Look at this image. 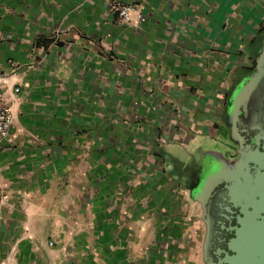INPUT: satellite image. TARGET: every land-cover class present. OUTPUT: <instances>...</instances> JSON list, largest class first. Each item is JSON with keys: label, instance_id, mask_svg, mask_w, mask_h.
Returning a JSON list of instances; mask_svg holds the SVG:
<instances>
[{"label": "crops", "instance_id": "obj_1", "mask_svg": "<svg viewBox=\"0 0 264 264\" xmlns=\"http://www.w3.org/2000/svg\"><path fill=\"white\" fill-rule=\"evenodd\" d=\"M108 1L0 0V264H203L188 183L229 149L264 0H114L136 29Z\"/></svg>", "mask_w": 264, "mask_h": 264}, {"label": "flooded vegetation", "instance_id": "obj_2", "mask_svg": "<svg viewBox=\"0 0 264 264\" xmlns=\"http://www.w3.org/2000/svg\"><path fill=\"white\" fill-rule=\"evenodd\" d=\"M240 83L243 86L248 83L253 86L239 102L237 109L234 112L227 111L226 114L229 149L224 153V165L229 168L232 176L241 174L245 170L249 174L253 172L251 163L247 167L237 166L240 161L251 159L248 152L264 153V61L258 72L255 69V62L250 66L236 84L235 91ZM232 126L236 128L235 133L230 132ZM215 168L212 163L210 166H204L199 170V174L189 181V183L191 182L190 186L188 185L191 197L204 177L212 175ZM196 204L197 220L200 225L199 233L196 236L200 239V253L202 254V248L205 247L207 255L214 260L217 249H224V242L232 237L231 232L227 229L235 225L238 209L228 202L226 191L222 185L215 188L210 198L201 203L196 202Z\"/></svg>", "mask_w": 264, "mask_h": 264}, {"label": "water", "instance_id": "obj_3", "mask_svg": "<svg viewBox=\"0 0 264 264\" xmlns=\"http://www.w3.org/2000/svg\"><path fill=\"white\" fill-rule=\"evenodd\" d=\"M263 59L264 42L255 61L257 72L260 71ZM252 86L249 83L244 86L239 84L237 91L234 90L231 95L229 112L237 109ZM230 132L235 133L236 128L232 126ZM248 155H251V159L240 161L237 166L247 167L251 163L253 172L249 174L245 170L236 176H232L229 168L217 161L218 157L214 158L215 171L204 177L192 195L195 202L201 203L211 197L215 188L222 185L228 202L238 209L235 225L227 229L232 237L224 242V249H217L216 258L213 260L207 255L205 247L202 248L201 260L204 264H264V153L248 152Z\"/></svg>", "mask_w": 264, "mask_h": 264}, {"label": "built area", "instance_id": "obj_4", "mask_svg": "<svg viewBox=\"0 0 264 264\" xmlns=\"http://www.w3.org/2000/svg\"><path fill=\"white\" fill-rule=\"evenodd\" d=\"M107 6L110 13L115 17L117 23L122 26L136 29L140 26L143 20V6L140 2L122 4L112 0L107 2ZM14 91L17 92L18 90L15 89ZM12 122L13 117L11 112L8 108H5L0 104V143L7 135ZM5 202L6 196L0 189V209L4 206Z\"/></svg>", "mask_w": 264, "mask_h": 264}, {"label": "rangeland", "instance_id": "obj_5", "mask_svg": "<svg viewBox=\"0 0 264 264\" xmlns=\"http://www.w3.org/2000/svg\"><path fill=\"white\" fill-rule=\"evenodd\" d=\"M209 147H211V149L213 150H217V151H220V156L217 158V161L221 162L222 165H224L225 163V157H224V151H223V147L220 145V144H217L215 143L214 145H209ZM197 158V157H196ZM222 172H224V174L226 173L225 172V169H224V166H222ZM191 182L188 184L190 186ZM192 205H188L187 206V216H186V221L181 223V227L180 229L183 230L185 229L187 232H188V236H193V234H197L199 233V229H200V225L198 223V220H197V204L196 202L195 203H191ZM190 212V213H189ZM143 227V228H142ZM167 227V226H166ZM143 229V230H146V229H151L153 228V226L151 224H140V229ZM169 228L168 231H172L174 230L175 231H178V229H176L175 227L174 228H171V227H167ZM157 230H160V227L158 226L156 228ZM200 241V239L198 238L197 239V242ZM150 241L148 239H143L142 240V243H144V247L147 246V243H149ZM199 243V242H198ZM197 243V244H198ZM204 264V263H203Z\"/></svg>", "mask_w": 264, "mask_h": 264}]
</instances>
